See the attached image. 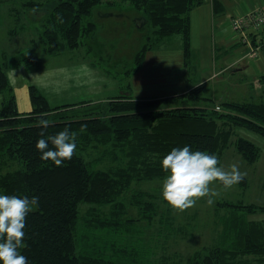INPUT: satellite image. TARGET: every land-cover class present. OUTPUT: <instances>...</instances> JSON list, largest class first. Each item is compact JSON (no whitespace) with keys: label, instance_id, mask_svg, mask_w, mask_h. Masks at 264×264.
I'll list each match as a JSON object with an SVG mask.
<instances>
[{"label":"trees","instance_id":"16d2710c","mask_svg":"<svg viewBox=\"0 0 264 264\" xmlns=\"http://www.w3.org/2000/svg\"><path fill=\"white\" fill-rule=\"evenodd\" d=\"M43 1L27 0L25 6L39 22L38 41L33 40V45L41 46L46 53L56 55L77 49L97 32L98 26L91 17L101 0H54L48 7L50 3L44 5ZM130 1L144 14L147 23L157 28L159 38L182 34L189 50V13L208 0ZM212 1L216 10L220 2ZM152 48L144 47L138 53L134 70L143 65ZM17 57L15 69L30 68L39 62L34 49ZM4 69L0 67V94L8 97L0 109V192L39 196V207L28 213L24 229L26 246L21 251L28 257V264H181L158 258L156 249L171 243L175 231L185 233V227L175 226L179 216L174 218L175 214L184 215L185 209L169 207L160 212L158 199L163 196L144 190L141 185L167 175L161 160L173 147L187 144L193 150L214 153L220 160L231 143L234 126L264 136V103L228 102L224 108L230 109L229 114H222L216 107L210 110L190 105L209 100L201 97L203 86L175 97L142 100L129 95L96 105L75 104L70 106V112L51 106L39 88L30 86L33 109L21 113ZM238 111L249 120L231 115ZM42 114L50 121L43 129L45 136L65 127L77 132L73 156L60 165L50 158L42 159L36 147L42 134ZM89 138L112 145L111 161L103 169L88 162ZM238 140L237 151L248 163H254L259 158V147L246 138ZM243 181L246 183L247 179L244 177ZM85 203L119 204L122 211L125 206H132L137 212L124 218L120 211L80 228L79 211ZM216 205L220 203L215 202ZM249 225H257L262 231L259 243ZM227 227L234 229L233 245L225 242V250L219 255L205 254L204 250L187 264H246L238 259L245 245L249 247L245 253L260 255L263 258L259 264H264V227L240 217Z\"/></svg>","mask_w":264,"mask_h":264},{"label":"rangeland","instance_id":"374dc122","mask_svg":"<svg viewBox=\"0 0 264 264\" xmlns=\"http://www.w3.org/2000/svg\"><path fill=\"white\" fill-rule=\"evenodd\" d=\"M26 1L0 0V67L5 68L8 74L21 112L30 111V97L25 88L27 85L29 88L30 86L39 88L53 107L65 111L75 104L96 105L112 97L130 94L135 97L138 93L152 96L159 93L169 97L183 87L177 84L181 71L189 72V75L185 74V78L189 77L191 84L199 82L202 77V72L199 73V63L203 54L193 51L191 53L185 46L182 34L159 38L157 28L147 23L144 14L136 10L130 0H101V4L94 9L91 17L98 26L95 35L86 38L79 48L56 55L48 54L41 46L33 45V40L38 41L39 22L33 17V12L25 6ZM53 1L44 0L43 3L45 5L49 2L48 7ZM230 9L231 7L227 8V12L231 14ZM138 18H144L146 21L142 27H139ZM227 20L225 28L230 30ZM234 37L241 38L238 32L230 35L233 41ZM149 46L153 48L148 54L145 78L137 82L136 73L133 71L136 67L134 61L138 53ZM30 49L37 51L38 65L15 69L14 65L19 53ZM215 49L216 54L213 52V56L219 64L222 52L219 50V45L214 51ZM208 63L209 60H206L205 65ZM211 64L212 69L218 71L215 63L211 61ZM252 65L257 68L254 63ZM13 72L14 79L10 76ZM253 81L254 78L250 73L244 75L238 72L226 73L202 90L201 97L209 100L202 99L199 103L190 105L210 110L215 107L217 110L218 106H222L223 108L219 107V111L222 114H229L230 109L224 108V104L228 102L245 103L243 101L247 100L246 102L264 103V90L255 87ZM129 83L133 88H137L129 92ZM140 85L141 87L138 88ZM6 97L8 94H0V109ZM231 115L249 120L241 111ZM231 138V143L222 152L218 165L230 170L231 165L236 163L245 174L247 182L241 180L228 187L218 180L210 182V188L214 191L197 197L196 203L185 209L184 215L174 213V218L179 216L175 226L185 227L186 231L172 233L174 240L156 249L158 258L187 264L191 258L204 250H206L205 254L219 255L225 250L223 249L225 242L231 243L232 237L235 239L234 229L227 227L234 218L240 217L249 224L255 222L264 227V136L253 130L234 126ZM240 138H246L259 147V158L254 163H248L235 148ZM86 149L90 151L88 162L96 164L97 169L105 168L111 161L113 148L105 140L102 142L101 139L89 138ZM162 183L163 179L157 178L147 184L143 183L141 188L154 193L157 191L162 195ZM209 199L211 203L208 202ZM158 200L160 212L173 207L164 198ZM215 202L220 205L214 206ZM121 208L119 204L105 206L82 204L78 225L84 228L88 222L96 218L115 216L120 211L124 218L136 215L137 211L132 206L128 208L125 206L124 211ZM175 209L177 208L173 207V210ZM237 223L241 224L240 221ZM250 229L256 234L259 243L262 231L257 225L250 226ZM247 235H250V232H247ZM262 243L264 247V241ZM248 249V245H245L239 254L237 252L238 259L246 264H259L263 257L254 255L252 251L249 254L245 253Z\"/></svg>","mask_w":264,"mask_h":264},{"label":"clouds","instance_id":"9594fccd","mask_svg":"<svg viewBox=\"0 0 264 264\" xmlns=\"http://www.w3.org/2000/svg\"><path fill=\"white\" fill-rule=\"evenodd\" d=\"M10 76L15 77L14 72ZM42 117V134L36 142L42 159H51L60 165L71 159L77 148V132L65 127L45 136L43 129L50 124ZM51 145V146H50ZM167 172L163 178L162 196L173 207L187 209L196 203V198L214 191L210 182L218 180L224 186H232L244 179L236 163L230 170L218 165V157L207 150H193L190 145L173 147L161 160ZM211 203V199L208 201ZM39 207V196L9 195L0 192V264H28V257L21 248L25 247V224L28 213Z\"/></svg>","mask_w":264,"mask_h":264},{"label":"crops","instance_id":"0c3cea01","mask_svg":"<svg viewBox=\"0 0 264 264\" xmlns=\"http://www.w3.org/2000/svg\"><path fill=\"white\" fill-rule=\"evenodd\" d=\"M218 1L220 3L219 6H216V10L214 8L213 1L208 0L202 5L197 6L190 11L189 51H191V53L193 51V53L203 54V57L199 63V73L202 72V77L199 82L191 84V80L189 79V77L185 78V74L187 76L189 75V72H185L184 70L181 71V76L178 77L177 84L183 85V87H181L180 91L173 93V95H169V97L184 95L200 86H203L205 89L209 83L216 79H219L220 77H223L224 74L229 72H238L242 75L250 73L254 78L252 84L260 90H264V45H261L262 47L260 49V53L257 56H252L250 54L251 47L249 45L242 44L240 38L238 37H234V41L232 40V38H230V35L235 33L231 26V18L238 15L242 16L256 9L262 10L264 12V0ZM229 7H231L230 10H232L231 14L227 12V8ZM226 19H228L227 21L230 26V30L225 28ZM138 21L139 27H142L145 24L144 18H138ZM257 36L258 37H255L257 40L262 39L264 42V26L261 31L257 32ZM253 40L255 41V39ZM217 45H219V50L222 52L219 64L216 63L215 57L213 56V52L216 54V49L214 51V48ZM150 52L151 50L147 52L143 65H141L138 70H134V72L136 73H134L135 81L137 82H141L145 78L144 71L146 69L147 58ZM206 60H209V63L205 65ZM211 61L215 63L218 71L212 69ZM252 63H254L257 68H254ZM237 67L238 69H236ZM140 87L141 85L138 88ZM22 88L23 87H20V89ZM25 88L27 91V95L30 97L29 86L27 85V87ZM136 88L137 87L133 88L132 84H128L129 92H131V90H135ZM130 96L135 99L149 97H168L165 95H159V93L153 96L144 95V93H138V95H136L135 97L132 94H130ZM29 101V110L31 111L33 109V105L31 103V99H29Z\"/></svg>","mask_w":264,"mask_h":264},{"label":"built area","instance_id":"2783aa9c","mask_svg":"<svg viewBox=\"0 0 264 264\" xmlns=\"http://www.w3.org/2000/svg\"><path fill=\"white\" fill-rule=\"evenodd\" d=\"M231 26L235 32L240 34L242 44L251 47L250 54L256 56L260 52L261 45H264L262 39L257 40L255 38L258 37L257 32L261 31L264 26V12L256 9L242 16H233ZM217 110L219 111L220 108L217 107Z\"/></svg>","mask_w":264,"mask_h":264}]
</instances>
